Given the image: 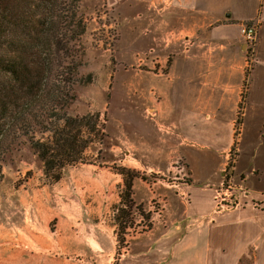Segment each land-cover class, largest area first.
Masks as SVG:
<instances>
[{
    "label": "rangeland",
    "instance_id": "rangeland-1",
    "mask_svg": "<svg viewBox=\"0 0 264 264\" xmlns=\"http://www.w3.org/2000/svg\"><path fill=\"white\" fill-rule=\"evenodd\" d=\"M27 2L30 16L41 19L40 0ZM62 2L60 22H71L76 10L84 19L85 34L80 44L71 41L61 53L48 44L43 47L53 84L59 82L61 68L72 57L83 64L81 83L68 110L72 119L68 132L77 136L79 119H86L85 143L78 138L74 148L79 160L66 162L58 182L46 178L41 161L28 146L3 165L0 264H165L175 226L179 224L181 233L179 222L189 218L187 189L197 185L190 162L179 157L174 146L165 145V136L159 137L165 133L158 131V118L151 112L162 99L157 78L168 77L170 63L155 56L153 29L137 19L146 12V4L136 0ZM249 24L258 23L244 25ZM72 38L70 33L63 39ZM246 54L249 73L256 53L252 58ZM257 89L252 87L251 100H264ZM243 105L237 115V136ZM258 108L264 106L249 107L242 135L245 146L252 139L263 140L259 118L264 119V111ZM239 142L229 152L227 176L234 174ZM192 165L199 180L217 181V160L199 159ZM129 180L132 192L127 190Z\"/></svg>",
    "mask_w": 264,
    "mask_h": 264
},
{
    "label": "crops",
    "instance_id": "crops-1",
    "mask_svg": "<svg viewBox=\"0 0 264 264\" xmlns=\"http://www.w3.org/2000/svg\"><path fill=\"white\" fill-rule=\"evenodd\" d=\"M136 1L147 5L137 19L153 29L151 50L170 63L168 77L157 78L159 108L151 110L158 131L165 133L158 132L159 137L165 136V145L190 162L197 181L187 189L189 218L179 222L181 233L175 226L165 264H264V134L246 146L242 138L249 107L264 106V100H251L254 86L264 98V0ZM253 21L260 26L254 68L247 73L248 47L241 29ZM259 122L264 128V119ZM235 141H240L239 155L232 178L250 198L241 209L212 222L213 188L223 181ZM199 159L218 161L215 183L199 180L192 165Z\"/></svg>",
    "mask_w": 264,
    "mask_h": 264
},
{
    "label": "trees",
    "instance_id": "trees-1",
    "mask_svg": "<svg viewBox=\"0 0 264 264\" xmlns=\"http://www.w3.org/2000/svg\"><path fill=\"white\" fill-rule=\"evenodd\" d=\"M62 1L40 0L42 16L37 19L30 16L27 0H0V174L22 146L38 157L46 178L54 182L62 179L66 162L79 160L74 146L79 139L83 141L86 119H79L78 134L72 136L68 110L75 99V87L81 83L78 77L83 64L72 57L61 68L59 82L53 84L43 47L48 44L61 53L71 41L80 44L85 34L84 19L76 10L71 22H60ZM70 33L73 38L64 42ZM127 190L132 192L131 180Z\"/></svg>",
    "mask_w": 264,
    "mask_h": 264
},
{
    "label": "built area",
    "instance_id": "built-area-1",
    "mask_svg": "<svg viewBox=\"0 0 264 264\" xmlns=\"http://www.w3.org/2000/svg\"><path fill=\"white\" fill-rule=\"evenodd\" d=\"M258 25H243L241 33L248 49L247 53H251V58L256 53L258 40ZM225 177L221 184L214 190V207L211 214V221L224 214L239 210L243 207L246 200L250 198L249 191L234 183L232 176Z\"/></svg>",
    "mask_w": 264,
    "mask_h": 264
}]
</instances>
